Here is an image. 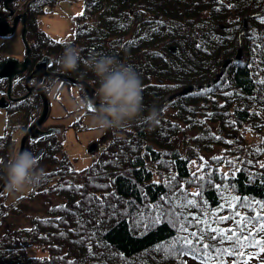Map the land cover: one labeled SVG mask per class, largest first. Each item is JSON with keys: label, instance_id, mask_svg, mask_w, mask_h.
I'll return each mask as SVG.
<instances>
[{"label": "trees", "instance_id": "1", "mask_svg": "<svg viewBox=\"0 0 264 264\" xmlns=\"http://www.w3.org/2000/svg\"><path fill=\"white\" fill-rule=\"evenodd\" d=\"M42 1L27 0L24 6L28 38L33 40L30 51L34 59L42 55L41 43L48 35L49 52H58H52L58 54L52 66L59 69V57L77 41L40 35L36 14ZM225 2L84 0L83 11L75 15L81 63L68 71L99 87L83 60L90 53L108 54L140 74L143 117L166 102L157 108L154 127L141 119L125 131L107 130L96 138L104 141L113 135L95 162L84 167L92 181L59 184L65 201L54 202L44 215L33 213L31 224L6 225L0 232V264H247L246 254L264 256V13L248 15L255 27L236 40L244 52L228 62L218 80L170 98L162 92L167 83L175 90L208 80L209 68H218L238 49L232 40L225 43L201 30L207 17L212 23L220 19L224 27L233 7ZM0 6L6 7L4 0ZM160 43L168 46L170 56ZM14 84L15 94L25 88L19 79ZM29 96L16 103L27 102ZM168 105L175 108L169 118L162 114ZM191 127L199 129L194 138L201 149L186 138ZM180 137L185 140L182 148L200 150L201 167L193 163V152L181 151ZM215 140L220 147L208 154L206 148H213ZM53 145L62 147L63 141ZM7 162L0 158V180L7 174ZM38 167L51 172L49 166ZM160 167L168 168L167 173L158 172ZM51 184L43 190L53 192L58 184ZM78 190L84 201L77 199ZM88 206L95 214L88 213ZM61 210H67L65 215ZM152 216L156 220L141 227ZM35 246L43 252L32 253Z\"/></svg>", "mask_w": 264, "mask_h": 264}, {"label": "rangeland", "instance_id": "2", "mask_svg": "<svg viewBox=\"0 0 264 264\" xmlns=\"http://www.w3.org/2000/svg\"><path fill=\"white\" fill-rule=\"evenodd\" d=\"M12 1L14 8L18 9L19 11H23L25 9V4L27 0H10L9 3ZM53 2V0H44L41 2ZM227 2V6L230 4H233V7L230 9L228 8V13L224 17L225 25L224 27H220L219 21L220 19L214 21L212 23V20H210L208 17L205 19V22L201 25V30L205 29L209 31L213 36H219L218 40L222 41V39L225 41V43H228L229 40H232V45L235 44L238 46L239 42L236 41L237 39L242 38L245 34L250 32L251 29L255 27V25L252 22V19L247 17L248 19V25L243 28L244 25V17L248 16L251 10L258 9L260 7L264 8V0H225ZM82 2L84 0H57L53 5H51V9L44 10L41 13H39L38 18L36 14V22H37V29H40L41 33L40 35L44 34L45 31L43 28L47 29L55 38L58 37V39H65L68 40V38H74L76 43V48H79L81 46V38H79L77 35H75V26L77 24L76 18H74V13H77V11H80L82 8ZM11 3V4H12ZM220 3V2H219ZM40 4V5H41ZM39 5V6H40ZM235 5L239 10H235ZM8 9L4 6H0V17L4 13L7 12ZM210 10L205 11V14L208 15V12ZM74 18V20H73ZM91 23L92 21L89 20ZM43 30V32H42ZM221 32V33H218ZM29 34V31H28ZM31 36L36 39L38 37L34 32H31ZM46 38L45 44L41 43V49L43 50V53L49 51V44L52 41L49 39L48 35ZM198 37L196 38V40ZM31 41L33 42L32 38ZM56 45V44H55ZM175 45L171 44L170 48H174ZM160 48L169 54L168 46L165 44L160 43ZM25 49V41L22 39V30L20 28H17L16 31L13 34L9 35H0V55H4L6 53H17L19 55H22V50ZM256 49V48H255ZM246 51V49H245ZM51 52H57V51H51ZM58 53V52H57ZM235 53V50L234 52ZM247 51L245 52V55H247ZM53 56H58L56 53H52ZM226 57V56H225ZM224 60V59H223ZM221 61L220 66L216 69H213L212 67L209 68V74L211 77L215 76L216 73L220 70L222 67ZM48 82L51 84L53 83V87L49 90V99H50V112L48 113V117L46 120L42 122V125L45 127H48L50 124L57 125L60 127V130L57 132H53L51 135H44L43 137H40L38 139L30 138L26 142L25 150L30 151L33 153V150L35 152V149L38 148L41 144L44 145V149L39 154V157L36 156V160L38 162V166L40 167H46L49 166L51 169L50 173H44L43 181L39 186L32 191H27L23 194L17 193L15 195L9 194L7 186L4 188V194L0 195V232L5 228L7 225H23V224H31L30 220L32 218V214H46L48 213V208L52 204L65 201V198L67 197L66 193L63 194L60 193L58 190L59 184L64 183H82L88 180H91V175L88 174V169L84 168L85 165L91 163L92 161L95 162V160L99 157V154L101 151L105 148V146L108 145L110 140L113 139V135L106 138L104 141H100L104 144V146L101 148V151L95 156L92 157L91 150L89 149V141L93 140L94 138L99 137L102 133L100 132H93L89 129V124L92 120V114L94 111H84L81 109L82 105V98L84 100V97H81L79 94V91H81L82 86H78L75 84H71L72 90H69L68 85H64L62 89L60 87L64 83V81L59 77L56 78L55 76H48L47 78ZM1 83V82H0ZM69 84V83H67ZM1 85V84H0ZM174 84L167 83L166 88L162 91L167 95L170 91L174 90ZM180 85H178L179 87ZM99 87L97 86V89ZM25 88H23L21 91H24ZM83 91V89H82ZM84 92V91H83ZM72 93H75L76 95H72ZM26 100L25 103H18L19 101H11L9 104L10 106L3 109L0 107V135H10V138L4 137V135H1L0 139V158L4 161L6 159H10L14 153H17L19 141H20V135L23 133L26 124L31 120L32 114H38L39 111L42 108V100L40 93H37L34 91ZM149 95L148 97H150ZM159 96V95H158ZM76 97V99H75ZM77 97L79 98V102L76 101ZM175 110V108L172 105H168L165 108V111L162 113L163 116L169 118V114L172 113ZM29 111V116H27V112ZM6 119V124H5ZM85 124L83 128L79 127L82 124ZM7 128H6V127ZM194 131L199 132V129L197 127H191L189 128L188 133L186 134V138L189 141V144H193L196 147L201 149L199 140H195L194 138ZM149 135L153 134L154 132L149 131ZM179 139V138H178ZM10 140V141H9ZM60 142L63 141V145L61 146H54L53 142ZM184 141L182 137L177 141L179 142V146L181 148V151L185 153H194L195 157L192 158L194 160L193 163L199 167H201L202 162L197 159V156L200 155V150L198 149H189L187 147H183ZM173 141L170 138V144H172ZM169 144V145H170ZM211 145H214L213 148H206L208 154H213V151H217L220 145L217 144V141H213ZM205 149V148H204ZM212 152V153H211ZM225 152V151H224ZM224 152H222L224 154ZM35 156V155H34ZM68 159L69 161H66ZM65 163L66 169L62 168L63 164ZM192 165V164H191ZM167 166V164H165ZM61 168L60 172H57L56 170ZM166 167H160L158 169V172L160 170L167 173L168 168ZM210 169H213L209 165ZM224 169L229 170L230 166L228 163L224 164ZM159 174V173H158ZM48 180V181H47ZM47 181V182H44ZM101 182V180H99ZM52 183V184H51ZM96 183V182H92ZM53 185L58 184L55 187V190L53 192H46L43 190V188L46 185ZM68 185V184H66ZM3 193V192H2ZM78 200L84 201V196L82 195V191L78 190ZM15 197H17L15 200ZM84 198V199H83ZM5 199V205H3V200ZM86 201L90 203V200L86 198ZM91 205V204H90ZM93 207V206H92ZM76 209H78L76 207ZM94 209V208H93ZM91 209V206H88V213L89 214H95L94 210ZM62 213L65 215L67 210H61ZM156 213V217L159 215ZM154 213V215H155ZM100 216V215H99ZM156 217L152 216L151 219H145L143 223L141 224V227H144L146 224H148L149 220H156ZM158 219V217H157ZM30 251L32 253L37 252H43L40 247L36 246L33 248H30ZM250 264H264V259L258 260V258L251 260Z\"/></svg>", "mask_w": 264, "mask_h": 264}, {"label": "clouds", "instance_id": "3", "mask_svg": "<svg viewBox=\"0 0 264 264\" xmlns=\"http://www.w3.org/2000/svg\"><path fill=\"white\" fill-rule=\"evenodd\" d=\"M57 63L64 70H77L81 63L80 50L67 46ZM83 63L99 79L96 93L99 105L94 107L89 124L91 131H125L141 119L152 127L158 123L159 114L155 109L146 117L141 115L144 89L140 74L133 65L102 53H90ZM6 173L7 189L12 195L34 190L44 178L33 153L27 150L13 154L7 162Z\"/></svg>", "mask_w": 264, "mask_h": 264}, {"label": "water", "instance_id": "4", "mask_svg": "<svg viewBox=\"0 0 264 264\" xmlns=\"http://www.w3.org/2000/svg\"><path fill=\"white\" fill-rule=\"evenodd\" d=\"M10 0H4L5 5L9 7V12L6 13L2 18L0 19V35H5L8 33H14L15 28L17 27V24L19 20H22V38L25 41L26 44V53L23 55V57H19L18 55L13 54H4L0 56V77H8V87H7V95L11 96L12 98H15L11 94V88L13 86V81L16 80V75L18 72H25L27 67L32 64L34 61L32 60L31 54H30V43L27 38V10L24 9V11L16 12L14 13V8H11L9 6ZM252 13V12H251ZM256 12H253L254 14ZM8 15H13V22H11L8 19ZM247 16L244 17L245 24L244 28L247 26ZM243 44L240 43V46L238 47L235 54H230L226 56L223 60L222 67L220 70L216 73L214 77H210V79L205 81L195 82L191 81L188 84L183 85L182 87L178 88L177 90L171 92L168 94V97H171L173 95H176L178 93H184L187 92L194 87H199L203 84H210V82L217 80L221 73L224 71L225 67L229 64L230 60L234 57H241L243 54ZM51 62V55L49 53L42 55L41 57L37 58V60L34 63V66L31 68V70L28 71L27 75L25 76L24 83L26 84L27 91L22 94V96L27 95V93L31 92L33 89H35L37 92L41 93L42 95V108L37 115H33L32 119L29 121V123L26 125L27 127L24 130V133L21 135V140L19 144V150L18 152L25 151V144L29 137H35L38 138L41 135L51 133L52 131H58L60 130L58 126L51 125V127H44L41 125V123L47 118L48 112L50 109L49 104V94L47 93L46 89L42 85V80L44 79L45 75L51 74V75H57L61 76L63 78H67L75 83L83 84L84 91H85V99L87 102V106L89 109L93 110L95 105H99V99L96 95V87L93 83H91L89 80L81 77H77L72 73H69L66 70L61 69H53L49 66ZM34 78L32 81L31 79ZM7 95L0 94V106L7 107L9 103V97ZM21 96V95H20ZM162 103L158 104L155 110L161 105ZM96 146L95 141L91 143L90 148L94 149ZM43 147L41 146L37 151L36 155H38ZM7 185V176L4 177L1 180L0 183V191Z\"/></svg>", "mask_w": 264, "mask_h": 264}, {"label": "flooded vegetation", "instance_id": "5", "mask_svg": "<svg viewBox=\"0 0 264 264\" xmlns=\"http://www.w3.org/2000/svg\"><path fill=\"white\" fill-rule=\"evenodd\" d=\"M1 79V81H2V83H0L1 85H0V91H4L3 89H5L6 88V86H7V80H8V77H5V78H0ZM13 84H14V82H13ZM13 90H12V92H14L15 93V84L13 85V88H12ZM13 94V93H12ZM31 94V93H30ZM16 95V94H15Z\"/></svg>", "mask_w": 264, "mask_h": 264}, {"label": "snow or ice", "instance_id": "6", "mask_svg": "<svg viewBox=\"0 0 264 264\" xmlns=\"http://www.w3.org/2000/svg\"><path fill=\"white\" fill-rule=\"evenodd\" d=\"M262 167H264V165H262ZM189 243H191V241H189ZM264 243V242H262ZM204 247H208V245H204ZM262 251H264V249H261Z\"/></svg>", "mask_w": 264, "mask_h": 264}, {"label": "bare ground", "instance_id": "7", "mask_svg": "<svg viewBox=\"0 0 264 264\" xmlns=\"http://www.w3.org/2000/svg\"><path fill=\"white\" fill-rule=\"evenodd\" d=\"M32 52V51H31ZM147 116V115H146ZM39 156V155H38ZM156 164V163H155ZM159 165V164H158Z\"/></svg>", "mask_w": 264, "mask_h": 264}]
</instances>
